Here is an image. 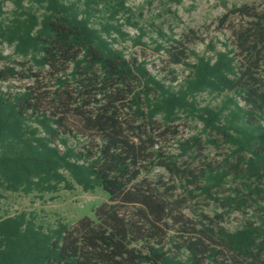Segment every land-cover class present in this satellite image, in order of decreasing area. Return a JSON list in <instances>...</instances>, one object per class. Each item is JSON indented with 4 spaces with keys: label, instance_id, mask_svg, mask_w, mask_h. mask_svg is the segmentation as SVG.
Masks as SVG:
<instances>
[{
    "label": "trees",
    "instance_id": "obj_1",
    "mask_svg": "<svg viewBox=\"0 0 264 264\" xmlns=\"http://www.w3.org/2000/svg\"><path fill=\"white\" fill-rule=\"evenodd\" d=\"M10 1L14 10L5 19L0 2L1 41L38 68L47 67L55 89L42 90L45 77L38 73L32 74L38 86H0V188L31 194L72 190L78 185L86 192L101 187L113 202L138 199L162 227L153 222L142 226L131 209L121 210L120 201L106 210L103 223L120 243H143L145 255L138 258L140 263L229 264L220 248L203 251L197 246L195 226L178 207L169 200L162 206L164 196L137 187L135 181L143 161L153 152L158 158L167 154L155 148L156 137H162L153 135L157 119L171 124L182 116L201 122L206 142L216 148L226 146L229 156L239 162L234 172L226 167L201 170L194 176L203 183L200 189L264 178V83L253 71L259 68L264 47V10L248 14L250 26L237 34V47L247 63H241L227 45L213 47L214 54L208 56L167 37L159 28L165 40H154L156 51H165L172 64L187 69L178 80L175 68L168 70L169 78L161 77L146 58L128 56L118 46L128 40L142 48L149 45L144 40L147 29L132 20L128 0ZM126 25L135 27L137 34L127 32ZM18 74L6 67L0 79ZM201 94L220 100L203 104ZM197 139L193 135L178 140V157L191 151ZM175 162L170 158L171 165ZM252 192L264 198V187L257 185ZM170 219L182 232L163 233ZM69 232L70 225L61 220L48 227L37 223L32 211L0 217V264L74 260L64 255ZM109 235H101L100 230L83 238L88 242L98 236L105 241ZM260 236L264 237V214L247 219L233 231L225 230L221 239L245 256L264 251ZM83 238L74 240L75 253L84 250Z\"/></svg>",
    "mask_w": 264,
    "mask_h": 264
},
{
    "label": "rangeland",
    "instance_id": "obj_2",
    "mask_svg": "<svg viewBox=\"0 0 264 264\" xmlns=\"http://www.w3.org/2000/svg\"><path fill=\"white\" fill-rule=\"evenodd\" d=\"M0 2H3L4 11L1 18H11L13 3L10 0ZM127 4L133 12L132 20L147 29L144 40L148 41L149 45L142 48L128 40L118 46L124 48L128 56L138 55L146 58L151 70L161 77L168 76V70L175 68L178 80L184 78L187 69L182 64H172L165 51H156L154 40H165V37L158 34L159 28L167 37L181 40L186 47L200 54L213 55V47L223 49L227 45L234 49L241 63H247L244 53L237 47L239 43L237 34L239 30L250 26L248 14L264 10V0H181L179 3L173 0H128ZM34 8L38 6L34 5ZM125 30L131 35L138 32L132 25H126ZM170 44L166 40L165 45ZM260 58L259 68L253 71L264 83V47ZM6 67L14 68L19 74L5 80L0 79V86L3 89L38 86L39 84L34 82L33 73L45 77L42 90L55 89L53 83L49 82L53 77L47 67L38 68L32 60L16 54L13 46L0 39V72H5ZM69 83L73 87L76 85L74 81ZM199 99L203 104L209 101L215 104L220 100L212 99L207 94H201ZM71 120L78 122L75 117ZM156 122L158 130H155L153 135L162 134V137H156L158 144L155 148L167 153L164 155L167 157L158 158L151 151L153 156L143 161L142 168H139L135 181L137 187L151 188L164 196L162 206L169 200L178 207L195 226L197 246L203 251L215 246L222 250L229 264H264V251H254L249 255L240 256L230 244L224 243L221 239V234L225 230L233 231L241 227L247 219H256L264 214V198L252 192V188L257 185L264 187V178L260 181L247 179L245 183L236 180L203 191L200 189L202 181L194 179V176L208 167L216 169L226 167L230 172H234L239 164L237 157H230L226 146L216 148L207 143V134L203 131L202 123L193 118L182 116L180 120L171 124H164L158 118ZM193 135L198 136L194 148L186 155L178 157L180 151L178 140L184 141ZM133 139L137 140L135 136ZM143 139L147 145V137L143 136ZM170 158L176 159L175 165L170 164ZM0 194L2 195L0 217L14 215L20 211H32L36 214L37 223L45 227L55 225L59 220L70 225L66 239L69 248L65 249L64 255L74 260L60 264H152L150 261L146 263L138 261L140 256L145 255L143 243L126 246L117 241L103 223L104 217L108 214L106 210L115 208L120 201L121 210L131 209L132 215L142 226L146 227L153 222L159 228L162 227L148 215L147 206L138 199L113 202L101 187L86 192L78 185L72 190L61 188L57 192L31 194L0 188ZM167 224L163 226L164 234L177 235L178 232H182L173 219ZM103 229L110 234L105 237V241L98 236L92 241H84V236L100 230L101 235H106L107 232ZM76 238H83L81 242L84 250L78 253L73 251V242ZM262 240L264 237L260 236L258 241Z\"/></svg>",
    "mask_w": 264,
    "mask_h": 264
}]
</instances>
